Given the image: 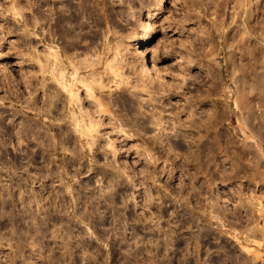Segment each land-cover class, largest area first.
<instances>
[{
  "label": "rangeland",
  "instance_id": "obj_1",
  "mask_svg": "<svg viewBox=\"0 0 264 264\" xmlns=\"http://www.w3.org/2000/svg\"><path fill=\"white\" fill-rule=\"evenodd\" d=\"M0 264H264V0H0Z\"/></svg>",
  "mask_w": 264,
  "mask_h": 264
},
{
  "label": "bare ground",
  "instance_id": "obj_2",
  "mask_svg": "<svg viewBox=\"0 0 264 264\" xmlns=\"http://www.w3.org/2000/svg\"><path fill=\"white\" fill-rule=\"evenodd\" d=\"M161 1H163V0H161ZM159 9H162V7L161 8H159ZM55 55V54H54ZM56 55H58V54H56ZM55 55V70H56V74L57 75H55L56 76V85H54L53 87H54V91H55V94L57 93L58 94V96H59V94H63V92L61 91V89L59 88V87H61V88H64V90L65 91H70L69 92V98L68 99H66V100H68V101H64V103H63V101H61V99H60V102H62V104L61 103H59V104H56V101H58L57 99H59V97L58 98H56V96H57V94L55 95V99H56V101H53V100H51V99H49V100H43L42 101V103H40V104H42V106H45V109H43V108H41V111H44L45 112V114H46V112L47 113H51V114H55V117L57 118V119H59V118H64V119H71L72 120V127H70V126H67V125H62V124H59V126L60 125H62V126H60V127H58V129L59 130H62V129H64V131L65 130H68V131H78V132H84L87 128H89V129H92V127H95V126H99L100 125V123L99 124H95V125H90L89 123H87V122H85V124H80L79 123V120H77L76 119V114H75V109H74V107H73V102H74V100L72 99V98H74V96H75V100L77 101V102H79L78 100H77V98H76V95H74V94H70L71 93V89H72V87L74 86H76V83H71V85L70 84H68L67 83V81H68V79L66 78L67 76H65L64 75V73L63 72H60V70L61 69H63V68H61V67H58L57 65H59L60 63H61V61L58 59V56H56ZM144 58V57H143ZM99 62V61H98ZM146 63V62H145ZM97 65V63H94V60H93V62L92 63H90V64H88V66L87 67H89L90 69H91V72L89 73V77H90V80H91V82H89L88 84H85V89H86V95H87V97L88 96H90V97H92V94H90L89 92L93 89V90H95L96 92H98V90L99 89H102L103 88V86L102 85H100V82H99V80L101 79L99 76H96V75H98L97 73H96V71H97V69H96V66ZM59 66H61V65H59ZM143 66V65H142ZM146 66V65H145ZM44 67H45V63L43 64V66H41V71L43 72V71H45V69H44ZM63 67V66H62ZM86 68V67H85ZM146 68V67H145ZM75 69V68H74ZM137 69V68H136ZM143 70H144V67L142 68ZM149 69V68H148ZM141 70V69H140ZM142 70V71H143ZM77 71H78V68H76L75 70H73V74L72 75H75L76 73H77ZM137 70H135V72H136ZM145 71V70H144ZM138 73V72H137ZM141 75V74H140ZM88 76V75H87ZM136 76V75H135ZM97 77V78H96ZM113 79L115 78V75L114 76H111ZM72 78H73V76H72ZM112 79V80H113ZM114 80H116V79H114ZM84 80L82 79V80H77V82L78 83H84L83 82ZM101 81V80H100ZM110 81V80H109ZM67 83V84H66ZM75 103V104H77L78 105V107H79V103ZM99 104V103H98ZM97 104V106H98V108H99V105ZM40 107V106H39ZM38 107V108H39ZM37 108V109H38ZM40 111V110H39ZM40 111V112H41ZM65 112H68V113H65ZM78 113V112H77ZM79 116L80 117H82L85 121H87V120H91L90 119V115L86 112V111H84L82 108H80L79 109ZM86 118H88V119H86ZM83 121V120H82ZM84 122V121H83ZM5 123V122H4ZM93 123V122H92ZM212 124V123H211ZM58 125V124H57ZM25 127H27V131L28 130H35V127L34 126H25ZM88 129V130H89ZM67 132V131H66ZM22 134V133H21ZM36 138V137H35Z\"/></svg>",
  "mask_w": 264,
  "mask_h": 264
}]
</instances>
